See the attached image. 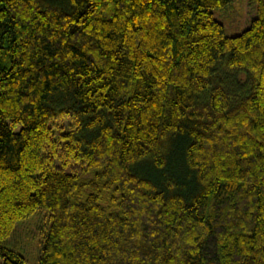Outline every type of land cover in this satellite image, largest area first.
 Here are the masks:
<instances>
[{"label":"trees","instance_id":"obj_1","mask_svg":"<svg viewBox=\"0 0 264 264\" xmlns=\"http://www.w3.org/2000/svg\"><path fill=\"white\" fill-rule=\"evenodd\" d=\"M233 1L0 0L2 264L39 207L38 264H264V0L228 34Z\"/></svg>","mask_w":264,"mask_h":264},{"label":"rangeland","instance_id":"obj_2","mask_svg":"<svg viewBox=\"0 0 264 264\" xmlns=\"http://www.w3.org/2000/svg\"><path fill=\"white\" fill-rule=\"evenodd\" d=\"M256 4V0H234L226 8L228 11L222 13L224 18L222 22L228 34L239 33L249 26L251 18L256 13ZM69 121L70 119L66 117L57 122L59 125H67ZM57 165H60L59 160ZM69 168V170L77 172L82 171L80 162L73 161ZM84 176L90 177L91 174L87 173ZM48 223V211L43 207H39L34 214L18 222L5 245L22 253L26 259L25 264H38L42 234ZM0 264H2V259H0Z\"/></svg>","mask_w":264,"mask_h":264}]
</instances>
